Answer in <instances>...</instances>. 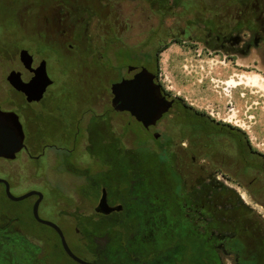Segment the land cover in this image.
Instances as JSON below:
<instances>
[{
	"label": "rangeland",
	"instance_id": "rangeland-1",
	"mask_svg": "<svg viewBox=\"0 0 264 264\" xmlns=\"http://www.w3.org/2000/svg\"><path fill=\"white\" fill-rule=\"evenodd\" d=\"M60 8L70 13L61 15ZM240 9L241 0H0V107L16 108L17 95L6 77L18 66L19 47L51 54L50 99L32 105L35 118L23 122L29 123L34 154L39 152L37 138L39 145L54 141L66 147L49 148L36 160L25 153L13 161L0 157V176H9L15 195L31 190L44 194L40 216L62 226L79 257L99 264H165L166 257L156 248L173 235L179 217L167 210L168 205L161 206L173 191L167 169L183 177V197H190L201 181L232 189L224 199L236 206L231 212L238 213L236 220L244 230L216 235L214 246L223 264H242L252 253L264 255V172L247 167L243 175H233L239 164L229 135L203 138L190 131L177 117L179 106L147 130L111 105L112 83L131 75L127 65L140 64L134 55H148L172 98L219 124L240 129L254 151L250 158L264 163V42L256 38L255 23L251 28L245 25ZM109 14L112 30L106 22ZM42 41L54 47L46 50ZM211 142L214 154H209ZM124 168L134 186L123 191L134 207L113 230L109 221L114 216L105 218L101 231L109 236L82 238L77 230L84 221L103 218L95 212L101 183L110 203L122 204L119 184ZM34 201L35 197L12 201L0 185V218H18L22 228L42 236L51 261L78 264L57 247L49 227L35 222ZM196 203L189 200L184 213L197 226L209 218L207 209ZM141 204H146L143 215L152 230L139 226ZM29 240L42 264L44 243ZM21 254L25 256L13 241L0 238V264L8 259L15 263ZM260 263L262 259L256 264Z\"/></svg>",
	"mask_w": 264,
	"mask_h": 264
},
{
	"label": "trees",
	"instance_id": "trees-1",
	"mask_svg": "<svg viewBox=\"0 0 264 264\" xmlns=\"http://www.w3.org/2000/svg\"><path fill=\"white\" fill-rule=\"evenodd\" d=\"M181 1L184 2V0H180V2ZM184 104V106L179 105L180 109L177 117L179 121L183 122L185 126L190 129V131L192 130V132L202 136L203 138L218 133L226 134L229 135L231 139L236 141L238 145L240 141H244L246 167H255L259 171L264 172V163H257L250 158L254 151L251 149L244 132L240 129H234L231 125L226 123H213L214 119L204 115L201 111L196 110L187 103ZM162 151L165 153V149H162ZM165 157L162 156V158ZM157 163L158 166H161L162 168L161 162ZM167 170L171 172V175L169 174V184L172 186L171 188H173V191L170 193L171 196H168L169 198L163 199V205L161 204V206L164 208L165 205H168L167 210L171 213L177 212L179 217L174 221V227L172 229L174 232L173 235L166 238L163 244H159L156 250L161 249V253L164 254V257H166L164 261L165 264H223L222 259L214 246L216 235L222 233H237L244 230L243 224L236 220L238 213L231 212L236 206L230 205L224 199V193L226 191H232V189L225 186H222L221 189L219 185H212L216 183H211L210 181H201L194 185L190 197L197 202L196 204H200L207 209L205 216L209 218L196 226L184 213V207L185 205H188V201L191 199L190 197H183L181 193L183 177L175 171H171L169 169ZM128 175V170L124 168L122 170V176L120 177L121 184H119V197L121 199L123 209L120 212L112 213L109 216H103L100 220H86L81 224L80 231L88 233L90 236L93 235L91 237L92 241L109 236L106 232L104 233V231H101L103 228L102 224L106 220L105 218L109 219V217L114 216L111 217L113 219L109 221V228L110 230H113L114 227L121 226L123 224L121 218L127 216V214L131 212V208L134 207V203L132 204V198L128 197L123 191L124 188L126 189V186L128 188L129 186H134V184L131 185L132 181L127 179ZM155 200H157V198H154V201ZM145 205L146 204L138 205L137 212L141 218H138L137 220L139 226L143 227L145 230H150L151 228L147 226L143 215V211H145L143 210L145 208L143 206ZM118 216L120 217L118 218ZM149 226H151V224ZM197 227H200V229L198 230ZM212 231H214L213 235ZM92 251L94 252L93 249ZM106 254L113 259L112 254H110L109 251H106ZM95 256L98 257L96 254ZM251 258L252 259L250 260L242 261V264H256L257 262L259 263V260L261 259L262 264H264V255L260 257L257 253H252Z\"/></svg>",
	"mask_w": 264,
	"mask_h": 264
},
{
	"label": "water",
	"instance_id": "water-1",
	"mask_svg": "<svg viewBox=\"0 0 264 264\" xmlns=\"http://www.w3.org/2000/svg\"><path fill=\"white\" fill-rule=\"evenodd\" d=\"M20 57L26 67L32 66L33 57L27 49L20 51ZM133 68V66H129L128 70L131 71ZM34 71L35 75L28 82H24L20 72L15 69L11 70L6 77L15 90H20L26 94L29 102L40 101L47 87L53 83V80L47 74L45 60ZM154 77V74L147 68H143L132 78H123L112 83L111 104L113 109L130 113L146 128L155 125L163 114L172 107L174 101L167 100L161 95L160 87L155 83ZM158 137L159 134L155 133V138ZM23 141L24 131L19 116L14 111H3L0 109V157L14 159L17 152L24 146ZM0 183H5L6 194L12 201H20L28 197L37 196L32 209L34 218L58 231L63 248L72 260L79 264H99L76 255L69 246L59 225L40 216L39 206L44 198V194L41 191L31 190L22 195H15L11 192L10 184L6 179L0 178ZM122 209V204H109L107 188H102L95 211L107 215L115 211L120 212Z\"/></svg>",
	"mask_w": 264,
	"mask_h": 264
},
{
	"label": "flooded vegetation",
	"instance_id": "flooded-vegetation-1",
	"mask_svg": "<svg viewBox=\"0 0 264 264\" xmlns=\"http://www.w3.org/2000/svg\"><path fill=\"white\" fill-rule=\"evenodd\" d=\"M69 3V1H67ZM255 5L254 8H252ZM61 6H67L66 3L65 5L61 4ZM60 14L63 15L70 13V9H59ZM251 11V12H250ZM67 12V13H66ZM96 13V12H95ZM248 13L250 15H248ZM240 17L245 21V25L248 26L249 28H251V24L255 23V25H257L258 27V32H257V36L256 38H258L259 42H264V0H241V9H240ZM110 17V18H109ZM108 17V21L106 20L107 24L110 26V29L112 30V18H111V14H109ZM41 41V40H40ZM43 46H45L46 50H51L52 47H54L53 45H49L48 43H44L42 41ZM69 47H74L73 44H69ZM22 49H27L29 51V53L32 55L33 57V62H32V66L31 67H26L25 64L22 62L21 57H20V51ZM18 66L15 70L19 71L21 74V78L24 82H28L30 81L33 76L35 75V71L34 69L37 68L40 63L45 60L46 61V70H47V63H48V58H52L54 56H52L51 54H44L42 51H40L38 49V47H31V46H20L19 50H18ZM136 59L140 64H133L132 65H127V71L131 74L129 77H122L123 78H132L137 72H139L140 70H142L143 68H147L152 74H154V79H155V83L159 85L160 87V91H161V95L163 97H165L167 100H173L174 103L172 105V107L163 114V116L157 121V123L155 125H157L158 123H160L161 121H163L167 115L170 113V111L175 107V106H179L182 105L184 106V103L179 102V99L177 98H172L170 96V94L167 92V90L164 88L163 84L159 81V74H158V67L157 65L154 67L153 63L154 61L150 60V57L148 55H143V54H136L134 55V58ZM129 66H133L134 68L129 71L128 67ZM47 74L48 76L53 80L54 83V79L49 75L48 70H47ZM120 79V80H121ZM53 83L51 85H53ZM51 85H49L44 93L43 98L40 101H33V102H29L27 100V96L24 92L20 91V90H15L16 95H17V104H16V108L15 110H7V109H3L2 107H0L1 110L3 111H14L18 116H19V120L22 124V128L24 131V146L22 147V149L17 152L16 157L14 159L11 158H5V157H1L4 159H8L10 161L16 160L20 154L25 153L27 159L29 160H36V159H40L42 157H45L47 155V149L51 148V149H55L57 151L59 150H65L66 147H62V146H58L54 141L51 142H43L40 145L37 144L39 139H36V147L38 149V153L34 154L33 153V148L35 147L34 145L30 144V138H32V136L30 135V128H29V123H24V121H28L31 119L35 118V109H33L32 105L34 104H44L45 102L49 101L50 96H49V88L51 87ZM179 102V104H178ZM112 105V104H111ZM113 108V107H112ZM128 113V112H126ZM130 114V113H128ZM131 115V114H130ZM132 118H134L131 115ZM135 121H137L134 118ZM138 122V121H137ZM23 123L25 125H23ZM139 124H141L140 122H138ZM213 123H218L213 121ZM142 125V124H141ZM143 126V125H142ZM154 125L149 126L148 128H146L147 130H149L150 128H152ZM155 134V133H153ZM159 134V133H158ZM40 142V141H39ZM235 144V149H236V156L238 159V164H239V168L233 173V175H235L236 177H239V175H243L244 170H246V162H245V157H246V153H245V143L244 141H240L239 145L236 143V141H234ZM71 149V148H70ZM209 150L210 153L215 152L214 149V143H209ZM230 168H228V172H229ZM0 178H4L6 179L9 184H10V189L13 186V182H11V180L9 179V176H0ZM253 181H251L250 184H252ZM0 185L2 186V192L3 194L8 198L7 194H6V185L5 183H0ZM100 190H102V188H104V186L101 185L99 186ZM12 192V191H11ZM35 197V201L37 199V196H32ZM9 199V198H8ZM11 200V199H10ZM34 201V203H35ZM109 201V198H108ZM33 203V205H34ZM109 204L112 205L109 201ZM116 205V204H115ZM33 209V206H32ZM96 212V211H95ZM117 212V211H115ZM112 212V213H115ZM97 213V212H96ZM111 213V214H112ZM100 216H109L111 214H101V213H97ZM33 215V212H32ZM33 219L35 220V222H37L38 224L44 225L49 227L56 235L57 237V247H59L62 252L69 258L71 259V257L65 252L63 245H62V241H61V237L58 233V231H56L52 226L48 225V224H44L41 223L39 221H37L34 216ZM46 219V218H44ZM19 219L15 218V217H6L4 216L3 218H0V238H2L4 241L8 240V241H13L14 244L18 247V249L20 250V252H24L25 256H23V254H21L18 257V260L15 263H8L10 262V260H6L5 264H39L38 260L39 258H37V249L35 248L34 244H32V242L29 240V237L31 238H35V239H39L44 243V249L40 251H43L44 256H42V264H60L58 262H54L51 261L50 256L48 255L47 251H46V243H45V239L42 238V236L37 235L35 233H32L30 231H27L26 229L22 228L19 225ZM50 220V219H49ZM54 223L58 224L59 227L62 229L63 234L65 236V232L62 228V226L54 220H51ZM77 234L79 236L86 237V235H89L88 233L82 232V231H78L77 230ZM66 238V236H65ZM67 240V239H66ZM39 250V249H38ZM45 251V252H44ZM97 257V256H96ZM95 257V258H96ZM97 259V258H96ZM72 260V259H71ZM74 261V260H73ZM77 263V262H76ZM79 264V263H78Z\"/></svg>",
	"mask_w": 264,
	"mask_h": 264
}]
</instances>
